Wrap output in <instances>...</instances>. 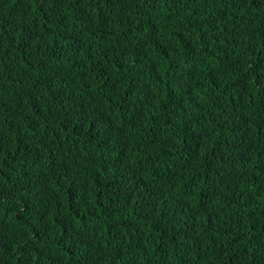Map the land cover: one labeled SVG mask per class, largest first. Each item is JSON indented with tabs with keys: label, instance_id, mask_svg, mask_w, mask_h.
I'll return each mask as SVG.
<instances>
[{
	"label": "trees",
	"instance_id": "16d2710c",
	"mask_svg": "<svg viewBox=\"0 0 264 264\" xmlns=\"http://www.w3.org/2000/svg\"><path fill=\"white\" fill-rule=\"evenodd\" d=\"M0 264H264V0H0Z\"/></svg>",
	"mask_w": 264,
	"mask_h": 264
}]
</instances>
